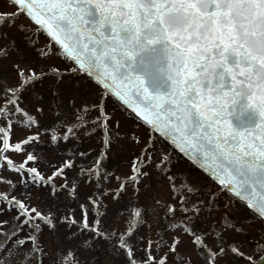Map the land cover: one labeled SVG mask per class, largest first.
<instances>
[{
    "label": "snow or ice",
    "instance_id": "snow-or-ice-1",
    "mask_svg": "<svg viewBox=\"0 0 264 264\" xmlns=\"http://www.w3.org/2000/svg\"><path fill=\"white\" fill-rule=\"evenodd\" d=\"M0 264H264V0H0Z\"/></svg>",
    "mask_w": 264,
    "mask_h": 264
},
{
    "label": "rangeland",
    "instance_id": "rangeland-1",
    "mask_svg": "<svg viewBox=\"0 0 264 264\" xmlns=\"http://www.w3.org/2000/svg\"><path fill=\"white\" fill-rule=\"evenodd\" d=\"M43 39H44V37L41 36V40H43ZM117 163H118V161H116V160H114V159L109 161V165H110V166H115V164H117Z\"/></svg>",
    "mask_w": 264,
    "mask_h": 264
}]
</instances>
